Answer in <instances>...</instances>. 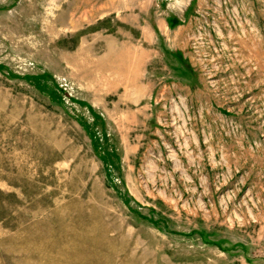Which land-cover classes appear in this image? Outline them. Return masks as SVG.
I'll use <instances>...</instances> for the list:
<instances>
[{"label":"rangeland","instance_id":"rangeland-1","mask_svg":"<svg viewBox=\"0 0 264 264\" xmlns=\"http://www.w3.org/2000/svg\"><path fill=\"white\" fill-rule=\"evenodd\" d=\"M0 264H264V0H0Z\"/></svg>","mask_w":264,"mask_h":264}]
</instances>
